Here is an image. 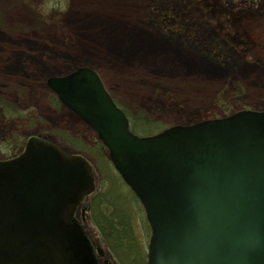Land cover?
<instances>
[{"label":"rangeland","instance_id":"1","mask_svg":"<svg viewBox=\"0 0 264 264\" xmlns=\"http://www.w3.org/2000/svg\"><path fill=\"white\" fill-rule=\"evenodd\" d=\"M77 1L0 0V158L24 151L31 136L83 156L94 192L120 200L134 258L147 264L141 203L47 80L94 70L142 136L225 117L227 103L264 111V0ZM161 11L170 15L158 18ZM90 197L76 217L103 251L98 264H120L92 209L99 202L106 217L112 206Z\"/></svg>","mask_w":264,"mask_h":264},{"label":"water","instance_id":"2","mask_svg":"<svg viewBox=\"0 0 264 264\" xmlns=\"http://www.w3.org/2000/svg\"><path fill=\"white\" fill-rule=\"evenodd\" d=\"M47 83L94 129L143 204L148 264H264V111L140 137L94 70ZM92 185L83 158L36 137L0 160V264H96L72 219Z\"/></svg>","mask_w":264,"mask_h":264},{"label":"trees","instance_id":"3","mask_svg":"<svg viewBox=\"0 0 264 264\" xmlns=\"http://www.w3.org/2000/svg\"><path fill=\"white\" fill-rule=\"evenodd\" d=\"M169 15L170 14L168 11H161L158 18H162L163 20H165ZM168 27L169 26H167V28ZM227 104L229 106L227 107L226 111L237 109L236 105H234L233 103ZM99 192H93L90 198L96 197V199L98 198L102 201L106 200L107 203H110L112 208L109 212V215L104 217L100 212V203L97 202L95 206H92L94 217H96L95 220L97 222L99 230L102 232V235L109 241L111 240L116 243L112 247L117 251L120 264H145L142 259H140V262L138 259L134 258L136 251L133 247V244H131V236L129 234L127 225V213L122 208L120 200L117 198L114 199L112 197L104 199L101 196L99 197Z\"/></svg>","mask_w":264,"mask_h":264},{"label":"bare ground","instance_id":"4","mask_svg":"<svg viewBox=\"0 0 264 264\" xmlns=\"http://www.w3.org/2000/svg\"><path fill=\"white\" fill-rule=\"evenodd\" d=\"M79 2H80V3H84L85 0H78L77 3H79Z\"/></svg>","mask_w":264,"mask_h":264},{"label":"flooded vegetation","instance_id":"5","mask_svg":"<svg viewBox=\"0 0 264 264\" xmlns=\"http://www.w3.org/2000/svg\"><path fill=\"white\" fill-rule=\"evenodd\" d=\"M10 157V156H9ZM12 157V156H11Z\"/></svg>","mask_w":264,"mask_h":264}]
</instances>
